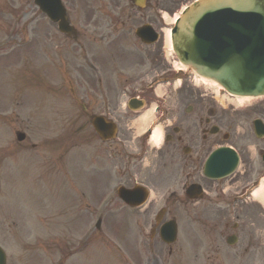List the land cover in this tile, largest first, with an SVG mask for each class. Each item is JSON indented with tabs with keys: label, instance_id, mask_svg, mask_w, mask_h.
<instances>
[{
	"label": "flooded vegetation",
	"instance_id": "flooded-vegetation-1",
	"mask_svg": "<svg viewBox=\"0 0 264 264\" xmlns=\"http://www.w3.org/2000/svg\"><path fill=\"white\" fill-rule=\"evenodd\" d=\"M126 1L132 3L129 10H126L125 0H68L72 8V20L79 24L82 39L87 40V43L76 49L83 51L82 56L85 57L87 64L91 65V68L87 67L82 70L88 84L89 115L92 117L99 114L98 111L101 108L104 115L117 122L121 135L112 145L107 144L109 148L114 147L116 150L120 149V145L134 143L136 138L133 123L141 116V110L127 114L128 100L143 99L144 108L155 101L156 114L162 109L160 111L162 119L157 118L155 124L167 128L170 125L174 126L171 123L173 120L182 123L183 116L177 117V114L180 109L184 108L186 99H188L184 87L181 93H177V97L159 96L151 90L155 81H157V86L159 82H162L161 79L173 80V77L182 79L184 74L174 72L175 68L171 60L166 57L160 36H157L156 42L138 43L141 39L136 34L140 27L149 25V35L151 36L153 31L159 35L162 27L159 24L158 12L171 10L187 0H145V9L135 5L136 1L141 0ZM165 72H168L167 75L164 74ZM144 85L146 89L143 88ZM138 86H141V89H137ZM132 106L135 108L136 105L132 104ZM218 124L229 126L231 132L234 130L231 123L224 122L222 119H219ZM199 125L203 133L209 124L204 118L203 123L199 121ZM146 130L147 134L142 139L144 148L149 142L148 138L152 128L149 130L148 126ZM198 131L199 127L195 122H187L185 128L183 127L172 135L167 143L170 147L167 151V160L171 174H153L145 177L144 180L147 184L163 187L175 181L178 169L188 167L186 178H190L191 182L187 185L189 194L193 196L194 188L191 185L196 184L200 190V198L193 202L173 196L171 205L166 207L170 214L178 211L184 212L188 216L185 220L187 227H190V224L193 227H199V230L195 229L200 231L197 239L192 236L194 241L188 242L189 237L185 241L188 243L182 244L183 250L190 252L191 249L199 248L200 255L204 257L208 254L218 257L220 254L223 263L252 264L254 261L253 240L264 236L260 234L264 231V223L261 220L264 208L260 200L253 196L254 190L247 191V187L250 184H256V181L264 174V169L259 163L254 167L257 158L254 154L251 155L250 146L246 144L239 146L242 158L241 169L224 179L206 178L202 173L206 157L213 148L221 145V139L216 135L207 140V135H204L202 141V138H199L198 142L201 141V143H198ZM230 137L232 141L234 139L232 133ZM203 143L214 145H210L206 150ZM193 145L195 146L192 149ZM257 153L262 155L264 146L259 147ZM165 163L167 162L162 161L161 164ZM161 164L158 163L157 166L160 167ZM116 165L121 168L126 167L127 163L123 157H120ZM262 166H264L263 162ZM131 168L136 171L137 166L132 164ZM181 174H186V172L182 171ZM224 202L225 207H223ZM252 211L256 213L258 219L252 218ZM191 214L193 218L197 215L202 218L193 219ZM233 216L239 224L230 223L233 221ZM218 225L225 227L220 231V235L213 231ZM188 231L191 230L188 229ZM234 231H239L240 234H235L233 239H227V242L230 240L236 242L233 247L240 248L241 252L237 251L238 255L234 253L235 257L229 258L224 256L221 250H217L219 249V238L226 239Z\"/></svg>",
	"mask_w": 264,
	"mask_h": 264
},
{
	"label": "rangeland",
	"instance_id": "rangeland-1",
	"mask_svg": "<svg viewBox=\"0 0 264 264\" xmlns=\"http://www.w3.org/2000/svg\"><path fill=\"white\" fill-rule=\"evenodd\" d=\"M32 9L36 12L35 7ZM36 15L38 17L37 12ZM11 21V15H6L4 21L0 20V35L5 32ZM5 38L6 36L3 35L0 40ZM8 51L10 52L9 48L0 51V104L7 101L17 89L25 90L23 107L21 104H17L14 111H12L11 105L6 108L0 107V176L5 181L0 192V242L7 249L9 263L152 264L151 254L143 247H139L141 258L137 261L134 245L128 237L120 236L125 232V229L119 224L120 221L113 220L112 215H115V218L120 215L124 218L123 211L112 210L102 222L100 229L92 231L88 214L76 206L70 207V199L67 198L63 201V207L60 210L50 205L53 211L45 212V204L40 203L37 195H33L36 188L31 186L30 178L33 174L47 173L44 163H48V161H44L43 158L47 154L43 152L44 148L41 146L54 134V128H50L53 125L51 120L49 125L44 128V114L50 118L52 113L50 108L44 112L43 109L41 110L39 99L32 100L33 98H31L30 100L29 95L40 96L38 90H33L31 85L16 77L20 69L23 68L27 76L32 78L29 71L33 68L38 70V63L35 64L30 60L24 67L21 62H18L21 65L14 64L6 57ZM21 54L24 56V52ZM205 87L207 90L215 88L209 83H205ZM49 98L48 103H51ZM17 99L15 97L11 101ZM68 99L69 97L66 96L64 101H68ZM252 101L253 99L243 101L238 108L253 103ZM67 110V108H63V111ZM62 116L65 117V113ZM19 122L24 128L19 125ZM16 129L26 133L28 140L22 146L28 150H18L19 147L14 139ZM30 143H36L37 147L31 149ZM236 143L241 144V140L237 139ZM67 162L68 160L64 158L63 166L69 173V178H67L70 180V169ZM17 174H22V176ZM8 187L13 192H18L19 196L17 197V194L14 193L10 198ZM23 194L29 195V203L24 201ZM33 204H37V206L34 208ZM78 212L80 213L76 216L75 214ZM133 218H137V216L133 215ZM131 222L128 229L131 234H134L138 244L142 237L139 236V228L134 226L133 220ZM26 230L28 231L26 232ZM86 234H90L87 241L84 237ZM156 246L161 248L160 244ZM155 256L158 257L160 264H198L196 262H200L197 259L193 261L195 263H192L190 258L180 255L179 257L168 256L166 250L161 253L158 250Z\"/></svg>",
	"mask_w": 264,
	"mask_h": 264
},
{
	"label": "water",
	"instance_id": "water-1",
	"mask_svg": "<svg viewBox=\"0 0 264 264\" xmlns=\"http://www.w3.org/2000/svg\"><path fill=\"white\" fill-rule=\"evenodd\" d=\"M206 2L184 19L181 27L190 30L176 43L191 44L215 30L214 35L198 41L196 52L189 45L177 51L186 57L190 68L233 94H264V0ZM193 28L204 32L196 33Z\"/></svg>",
	"mask_w": 264,
	"mask_h": 264
},
{
	"label": "bare ground",
	"instance_id": "bare-ground-1",
	"mask_svg": "<svg viewBox=\"0 0 264 264\" xmlns=\"http://www.w3.org/2000/svg\"><path fill=\"white\" fill-rule=\"evenodd\" d=\"M166 42L168 43L167 46H169L170 44V40H169V31H166ZM202 81H208L205 80L203 78H200ZM211 82V81H210ZM213 84H215L214 82H211ZM216 85V84H215ZM220 88V87H219ZM237 100V102H241L244 99H246L245 97H236L235 98ZM140 129V128H139ZM156 134H158V131L155 132ZM256 196L259 197L260 201L264 204V187L259 188V190L255 193Z\"/></svg>",
	"mask_w": 264,
	"mask_h": 264
}]
</instances>
